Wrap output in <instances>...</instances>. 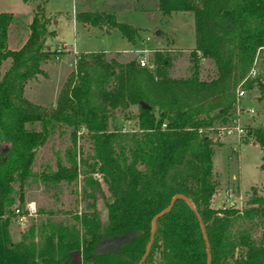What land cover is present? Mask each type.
Instances as JSON below:
<instances>
[{"label":"trees","instance_id":"16d2710c","mask_svg":"<svg viewBox=\"0 0 264 264\" xmlns=\"http://www.w3.org/2000/svg\"><path fill=\"white\" fill-rule=\"evenodd\" d=\"M32 1L26 38L17 48L6 44L16 18L0 12V264H138L152 218L175 195L191 205L180 198L156 220L141 264H207V256L209 264H264V196L251 192L240 209L212 207L214 141L198 132L231 120L240 83L264 100V70L245 78L264 57V0H158L162 15H192L189 76L167 75L165 50L153 52V70L134 59L120 63L105 60L102 51H79L47 107L23 97L24 84L43 77L40 65L55 54L41 0ZM72 18L135 42L134 29L111 12L79 11ZM199 59L213 65L208 79L199 76ZM115 111L135 127L121 131ZM52 125L68 133L63 162L55 157L54 168L33 173L35 149ZM246 129L264 150V124ZM31 178L71 186L73 194L78 186L82 209L57 211L70 215L65 218L39 210L27 215L23 187ZM18 216L26 221L13 240L8 226Z\"/></svg>","mask_w":264,"mask_h":264},{"label":"rangeland","instance_id":"374dc122","mask_svg":"<svg viewBox=\"0 0 264 264\" xmlns=\"http://www.w3.org/2000/svg\"><path fill=\"white\" fill-rule=\"evenodd\" d=\"M41 3L43 10L50 12L45 14L42 10L48 19L46 28L52 29V22H57L54 35L47 39L50 44H54L53 47L60 45L61 42L56 43V41L62 39L67 49L102 51L105 60L113 58L120 63L131 59L136 60L137 56L143 54L150 59L154 51L173 49L174 51L168 52L170 65L167 68V75L176 78L187 77L191 73L189 59L190 51L193 49L194 31L192 15L189 13L176 11L170 16L162 15L157 9L158 0H41ZM34 4L32 0H0V11L13 12L16 15L15 21L11 23L6 33L8 49L16 48L14 40L18 36L24 37L23 32L26 31L25 26L34 9ZM78 11L113 13L118 21L127 23L134 29L135 42L125 41L117 31L112 29L105 34L106 31L97 27L83 28L79 24L74 27L71 21L74 12ZM53 12L56 17L52 14ZM156 32H158L157 35ZM142 41H145L146 45ZM50 44L48 46L51 48ZM150 44L152 45L149 46ZM113 48L117 50H112ZM64 50L56 57L52 66L47 65L46 61L40 65L44 71L43 77L36 75L25 83L28 85L25 98L28 92L33 90L35 102L42 107L51 105L50 102L54 100L56 90L60 89L68 73L73 70V63L70 62L71 54H63ZM72 56L74 60L77 55L72 53ZM198 63L200 78L211 77L212 63L206 59H199ZM5 65L4 62L3 66ZM256 67L260 71L264 70V57H257ZM248 94L249 97L244 100V103L252 107L255 114L253 116L243 114L241 121L245 127L256 128L264 124V100H258L256 91L253 89L249 90ZM134 112L135 108H131L126 114ZM115 113L117 115L118 112L115 111ZM116 121L118 125L124 124L123 126L127 128L135 127L133 121L124 119L121 114L117 115ZM47 134L46 141L35 149V156L30 166L33 173L47 166L54 168L52 165L55 157L63 162V149L69 143L67 130L63 126L52 125L48 128ZM230 142L225 140L213 143L212 170L218 186L212 199V207L221 208L225 198L231 194L233 207L240 209L251 192L264 196V169L259 167L264 159V150L247 135L243 138L237 152H232ZM24 183V207L33 203V212L51 211L55 212L54 217L65 218L70 215L57 211L78 213L82 209L83 203L78 198V186H75L76 191L73 194L70 192L72 187L65 184L45 186L34 178L27 179ZM102 189L107 197L104 184ZM25 221V219L21 220L22 223ZM20 229H23V225L19 224V221L9 224L8 233L13 240L19 235ZM252 233L254 237L257 236L256 232Z\"/></svg>","mask_w":264,"mask_h":264},{"label":"built area","instance_id":"2783aa9c","mask_svg":"<svg viewBox=\"0 0 264 264\" xmlns=\"http://www.w3.org/2000/svg\"><path fill=\"white\" fill-rule=\"evenodd\" d=\"M64 44L61 43L60 45L55 46L54 48V56L53 58L56 59L57 56H59L64 50ZM75 54V52H74ZM136 63L140 67H147L150 70H153L155 68V65L147 58L146 55H139L136 58ZM72 63H74V60H72ZM258 74V70L255 64H253L250 69L248 70L245 78L248 79H254L256 75ZM249 90L242 86V83L238 84L234 90V114L231 118V120L224 125H214L210 127H204V128H198V132L212 140V141H231L230 146L232 152H237L238 147L241 145V142L243 141V138L246 136V127L242 120V115L246 114L248 116H253L255 114V111L252 107H248L245 105L244 100L249 97L248 94ZM129 130V128L125 126H121V131ZM231 194L227 198H225L223 205L221 208H227L229 206H233V201L231 199ZM27 215L32 214L33 210L28 208V205L25 207ZM24 219L23 216H18L17 220L21 221Z\"/></svg>","mask_w":264,"mask_h":264},{"label":"crops","instance_id":"0c3cea01","mask_svg":"<svg viewBox=\"0 0 264 264\" xmlns=\"http://www.w3.org/2000/svg\"><path fill=\"white\" fill-rule=\"evenodd\" d=\"M43 5V4H42ZM42 10H43V8H42ZM44 11V10H43ZM0 12H3V11H0ZM79 12V11H78ZM83 12H89V11H83ZM6 13V12H5ZM9 14H11L13 17H15L16 15H15V13H13V12H8ZM44 13L46 14V13H50V12H45L44 11ZM76 12H74V14H75ZM52 14H54L55 15V17H56V14H55V12H53ZM73 14V15H74ZM30 18V17H29ZM29 18H28V21H27V23L29 22ZM70 18V17H69ZM56 21H53L52 22V24H53V28L51 29V30H53V32H54V27H55V25H56ZM71 25H74V27L76 26V24H75V22H74V20H73V18H72V21H71ZM84 28V27H83ZM55 33V32H54ZM105 34H107V32L105 33ZM26 31H24L23 32V38H21L20 36H18V35H16V36H18L14 41H15V45H16V48L17 47H19L21 44H22V42L25 40V38H26ZM125 40V39H124ZM63 43L64 44V49H66V50H64L65 52L63 53V54H71V57H70V62L73 60V56H72V53L74 54V52H75V54H76V52H79V50H73V49H67L66 48V45H65V43H64V41L62 40V39H59V40H57L56 41V43ZM143 42V44H145V41H142ZM174 44V43H173ZM146 45V44H145ZM152 44H150L149 46H151ZM172 46H174V45H172ZM175 47V46H174ZM103 50H105V49H103ZM112 50H117V48H113ZM160 50H165V51H167V52H171V51H174L173 49H160ZM81 51H83V52H94V51H98V50H94V51H88V50H81ZM105 51H108V50H105ZM55 60L56 59H54V58H52V59H50V60H48V61H46V64L47 65H50V66H52L53 64H54V62H55ZM70 62L68 61L67 62V66L69 67L70 66ZM119 62V61H118ZM69 71V70H68ZM43 73H44V71H43ZM64 77V76H63ZM25 86H24V88H23V97L25 98V94H26V89H27V87H28V85H26V84H24ZM33 91V90H32ZM28 92V96L25 98L27 101H31V102H33L34 104H37V105H40V106H42L41 104H39L38 102H35L34 100H33V98H34V96L32 95L33 94V92ZM57 92H58V89L56 90V93H55V96H56V94H57ZM55 99V98H54ZM54 102V100L53 101H51L50 103L52 104ZM124 124H122V126H123ZM28 205V208H30L31 210H33L34 208V205H33V203H29V204H27ZM14 224V223H13ZM19 224H21V225H23V223L21 222V221H19ZM21 230V229H20Z\"/></svg>","mask_w":264,"mask_h":264},{"label":"water","instance_id":"95a60500","mask_svg":"<svg viewBox=\"0 0 264 264\" xmlns=\"http://www.w3.org/2000/svg\"><path fill=\"white\" fill-rule=\"evenodd\" d=\"M157 34H158V32H156V35H157ZM4 150H5V148H2V149L0 150L1 153H3ZM180 198L183 199V200H185L187 203H189V204L191 205L190 200H189L188 198H186L185 196H183V195H175V196H173V197L171 198L169 204H168V205H167L162 211H160V213L156 214V215L152 218V220H151V231H150V237H149V240H148V243H147L148 246H147V249H146V252H145L144 256L138 261V262H139L138 264H141V263H142L144 257L147 255V253H148V251H149V246H150L149 244H150L151 239H152V237H153V234H154V232H155L156 220H157L159 217H161L162 215H164V213H166V212L171 208V206L173 205V203H174L176 200L180 199ZM196 215H197V218H198V220H199L200 227L202 228V231H203V227H202V225H201L200 218H199L198 214H196ZM203 236H204V238H205L204 231H203ZM206 260H207V264H209L208 256H207ZM149 264H151V263H149Z\"/></svg>","mask_w":264,"mask_h":264}]
</instances>
